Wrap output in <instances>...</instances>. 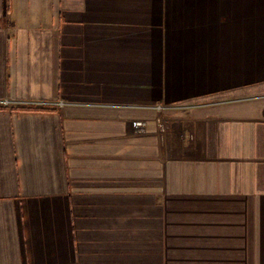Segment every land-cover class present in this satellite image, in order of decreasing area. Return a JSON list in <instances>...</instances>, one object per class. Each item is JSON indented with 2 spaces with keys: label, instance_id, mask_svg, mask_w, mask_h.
<instances>
[{
  "label": "crops",
  "instance_id": "crops-1",
  "mask_svg": "<svg viewBox=\"0 0 264 264\" xmlns=\"http://www.w3.org/2000/svg\"><path fill=\"white\" fill-rule=\"evenodd\" d=\"M4 98L72 104L0 105V264H264V0H0Z\"/></svg>",
  "mask_w": 264,
  "mask_h": 264
},
{
  "label": "built area",
  "instance_id": "built-area-1",
  "mask_svg": "<svg viewBox=\"0 0 264 264\" xmlns=\"http://www.w3.org/2000/svg\"><path fill=\"white\" fill-rule=\"evenodd\" d=\"M72 102L63 99H0V105L6 107H20L24 109H56ZM156 108H162L157 104Z\"/></svg>",
  "mask_w": 264,
  "mask_h": 264
},
{
  "label": "bare ground",
  "instance_id": "bare-ground-1",
  "mask_svg": "<svg viewBox=\"0 0 264 264\" xmlns=\"http://www.w3.org/2000/svg\"><path fill=\"white\" fill-rule=\"evenodd\" d=\"M161 107H164L165 105L160 104ZM160 109V108H159Z\"/></svg>",
  "mask_w": 264,
  "mask_h": 264
}]
</instances>
